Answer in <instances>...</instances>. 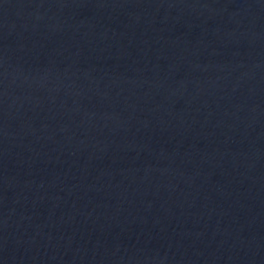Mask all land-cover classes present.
<instances>
[{"label": "water", "instance_id": "95a60500", "mask_svg": "<svg viewBox=\"0 0 264 264\" xmlns=\"http://www.w3.org/2000/svg\"><path fill=\"white\" fill-rule=\"evenodd\" d=\"M0 264H264V0H0Z\"/></svg>", "mask_w": 264, "mask_h": 264}]
</instances>
